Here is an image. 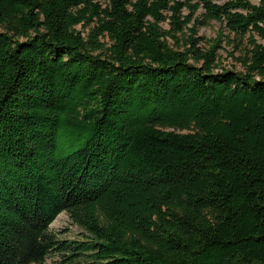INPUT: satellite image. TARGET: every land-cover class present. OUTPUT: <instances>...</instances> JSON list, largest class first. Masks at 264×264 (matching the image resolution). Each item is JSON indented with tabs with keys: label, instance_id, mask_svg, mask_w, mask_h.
I'll use <instances>...</instances> for the list:
<instances>
[{
	"label": "trees",
	"instance_id": "obj_1",
	"mask_svg": "<svg viewBox=\"0 0 264 264\" xmlns=\"http://www.w3.org/2000/svg\"><path fill=\"white\" fill-rule=\"evenodd\" d=\"M52 252L264 264V0H0V264Z\"/></svg>",
	"mask_w": 264,
	"mask_h": 264
},
{
	"label": "rangeland",
	"instance_id": "obj_2",
	"mask_svg": "<svg viewBox=\"0 0 264 264\" xmlns=\"http://www.w3.org/2000/svg\"><path fill=\"white\" fill-rule=\"evenodd\" d=\"M200 12H202L201 9L198 11V13ZM186 13L187 11L184 12V14ZM197 33L198 36H201L211 42H213L217 38H221L219 48L217 49V55L220 58V61L222 62V65L224 67H233V62L230 58V54L234 53L233 44L230 45V43H228V39L232 38V36H230L228 30L225 28L224 25L212 21L208 26H198ZM236 68L239 69L238 66H236ZM49 230L50 232L55 234L56 237L61 241L79 240L80 230L76 226L71 224L70 219L65 212L59 214L56 217V219L50 224ZM63 260V253L52 252L45 258L42 264H63Z\"/></svg>",
	"mask_w": 264,
	"mask_h": 264
}]
</instances>
